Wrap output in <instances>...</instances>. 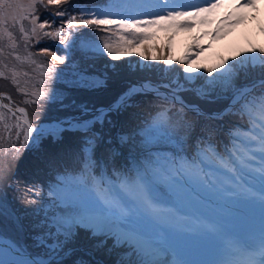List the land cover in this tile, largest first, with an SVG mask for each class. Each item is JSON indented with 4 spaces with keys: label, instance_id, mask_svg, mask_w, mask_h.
I'll return each instance as SVG.
<instances>
[{
    "label": "snow or ice",
    "instance_id": "snow-or-ice-1",
    "mask_svg": "<svg viewBox=\"0 0 264 264\" xmlns=\"http://www.w3.org/2000/svg\"><path fill=\"white\" fill-rule=\"evenodd\" d=\"M37 5L46 11L48 6H54L56 10L51 15L61 18L59 26L53 27L56 19L40 21ZM255 7L256 0L243 3L241 0H102L93 5L73 4L72 0H29L27 5L19 0H0V57L5 35L13 48L16 45L13 33L6 27L8 21L12 22V27L19 26L25 44L29 37L23 21H28L37 43L50 37L68 50L76 39L86 35L84 29L90 30L89 35L93 37L105 32L110 35L95 41V53H106L117 61L131 55L129 49L140 45L144 51L137 54L144 61H160L168 66L181 64L183 73L196 74L184 76L185 83L175 78L166 83L149 80L129 85L114 105L117 110L131 107L132 97L148 92L168 103L145 118L131 134L119 135L121 145H131L135 154L131 156V167L117 169L113 166L111 172L101 167L102 162L107 161L96 157L101 138L93 129L98 123L103 125L113 107L97 110L87 119H57L50 121L48 127L37 125L34 128L24 107L13 111L11 101L0 104V109L12 114L8 119L16 120L14 128L19 147L13 144V159L25 146L36 147L47 138L59 141L66 131L82 133L78 146L69 153L75 166L66 170L63 179L57 180L55 189H49L54 207H62L45 210L42 188L33 185L25 190L24 202L36 206L37 216L44 211L43 218L38 219L33 228L34 243L42 252L24 256L15 241L5 242L0 228V264H67L75 250L72 245L79 229L89 231L94 238L112 239L113 248L126 249L127 258L117 264H264V46L250 45L236 56L222 58L208 66L188 63V56L175 61L165 55L149 56V48L143 45L151 39L147 30L152 27L182 29L196 23L211 24L210 14L221 8L233 9L226 13L221 24H238L244 19L239 10ZM46 28L53 30L44 31ZM221 31L218 26L213 35ZM111 35L119 36V40L111 42ZM70 38L72 43H69ZM38 54L50 56L53 61L47 69V80L52 81L54 72L59 77L64 69H57L56 65L65 63V55H57L48 48L40 49ZM31 55L29 53V57ZM15 59L20 60V56ZM201 68L207 77L199 71ZM74 75L78 78L72 81L73 86L87 88L94 83L79 71ZM4 76L0 71V77ZM197 81L201 83L197 85ZM12 82L16 83L15 73ZM40 84L43 86L44 81ZM17 90L20 91L19 87ZM184 91H192L201 100L213 97L214 100L227 99L228 103L221 110L205 111L199 104L186 103L180 95ZM31 95L34 99L26 103L55 102L56 96L54 90L34 91ZM3 97L0 93V98ZM226 116L237 117V122L227 128L216 123L224 121ZM198 124L200 134L189 146ZM0 125L3 126L2 141L3 132L11 133L13 128L6 123L4 111H0ZM162 149L167 150L168 155H161ZM5 171L6 168L0 166V183ZM190 174L198 176L206 186L211 181L218 192L206 214L188 216L167 202L176 199L177 186ZM74 190L94 193L101 207L89 209L78 196L70 195ZM29 194L39 199H30ZM237 204L251 205L258 209V216L233 225L222 210L226 205ZM5 212L4 199L0 197V217H4ZM16 223H21L19 218ZM193 240L206 246L189 247ZM102 243L105 242H98V247ZM72 264H89V261L81 259Z\"/></svg>",
    "mask_w": 264,
    "mask_h": 264
},
{
    "label": "trees",
    "instance_id": "trees-1",
    "mask_svg": "<svg viewBox=\"0 0 264 264\" xmlns=\"http://www.w3.org/2000/svg\"><path fill=\"white\" fill-rule=\"evenodd\" d=\"M72 3L93 5L102 3V0H72ZM37 8L40 21L48 19L49 22H51V20L56 19V25L54 26L59 25L61 18H56L51 15V13L56 10L54 6H48L47 11L40 5H37ZM73 14L78 15V13ZM52 29L53 28H46L44 29V31H51ZM84 32L86 33L85 36L76 39L75 45H73L75 49L73 48V46L71 48V50L73 51L71 55H73V57L75 58H83L82 56L84 55L82 54L91 51L92 48H95V41L99 40L101 37H109L110 35L109 33L98 32L93 37L89 35L90 30L84 29ZM117 37L119 36L111 35V42H117ZM241 37L242 36H240L239 38ZM95 38L97 40H95ZM244 39L245 38H241L240 40ZM71 40L72 39L70 38L69 41L72 42ZM87 45H90L91 47H88ZM143 45L145 47L150 46V44L147 43H143ZM163 45L164 43L161 42L160 48ZM203 45L204 43L198 40L197 46L199 49V53L196 61H205V65L211 66L224 58V48L217 49L208 57L203 58ZM39 46H42V48L48 47L49 50H53L56 53L60 54L59 52H57V50L54 49V43L48 42L45 44L43 43ZM36 47L38 48V45H36ZM162 48L169 49L170 47L164 45ZM149 54L155 55L156 53L150 51L149 49ZM64 55L67 56L66 50H64ZM104 55L105 54H103V56ZM133 55L135 57L130 56V60L132 62H135V58H139L140 55H138L137 53ZM178 55L179 51L176 49L173 51L170 57L175 61L177 60ZM182 68L183 65L180 64V67L178 66V70L179 72L183 73ZM90 69L95 70L94 68ZM93 70H88L87 74L94 75L95 71ZM173 70L174 69L170 70V73L172 75L175 72ZM98 71H100V69ZM108 72L109 71H105V73ZM115 72L118 73L116 77H112V75L108 73L106 75V78L103 77L99 79V82L98 80L94 81V83L90 87L85 88L80 86H72L68 88V95L73 98H68L66 102L65 98H60L56 101L57 106H55V108L47 109L46 111L40 113H36L39 110L38 107H32L31 109H29V106L21 102L19 96L11 94L5 89L0 88V91L5 92V94L7 93L8 96H10L12 100L10 105L13 108L21 106V104L26 105L25 109L27 111L29 121L39 124L62 118L63 115L61 114L65 115L67 110L73 108L77 103L82 104L83 107L91 111H94L93 109L97 108L98 106H111L115 102V100H117L128 89L130 85L129 83H125L124 79L130 80V82L150 80L154 83H160L162 81L161 78H163L161 71L153 72L150 70H145L141 72H134L133 70L132 72H124L117 70ZM96 75L100 76V72H96ZM51 82L54 83L52 91H57L59 89V86L56 83V79H52ZM241 82L242 81H240V83ZM100 84H102V86L107 85L114 88L116 87V91H114L113 93H110L107 90H104L103 92L96 91V88L101 87ZM182 95L185 97L187 102H193V100L187 97L185 93H182ZM3 100L5 101V104L10 103L7 102L5 98H3ZM167 103V101L158 99L153 93L150 92L147 94H138L132 97L131 107H121L116 112L109 113L105 118L102 126L99 123L96 124L93 131L97 132L101 138L98 141L96 157L103 158L107 161L106 164L102 162L101 167L107 168L109 172H111L113 166H115L117 169L131 167L130 155H134L135 150L131 148V145H121L118 139L119 135L122 133L131 134L132 130L137 125L142 124L145 118L150 117V115H154L159 107L167 106ZM198 103L204 109L218 110L221 108L223 101L220 99L211 107H207L206 100L200 99L198 100ZM81 110H79V112ZM0 111L5 112L6 123L13 126L11 133L3 132V140L0 141V166L4 167L6 158L13 159V144H15L16 147H19V143H17V137L15 136L16 129L14 128V125L16 123V120L14 118L8 119V117H11L12 114L9 113L7 109H0ZM95 113L96 111L93 114L95 115ZM89 115L90 114L88 113L83 117L87 118V116ZM237 119L238 118L235 116H226L224 121L216 123L222 124L225 128H227L231 124L236 123ZM2 129L3 126L0 125V131H2ZM22 130L23 129H21V131ZM199 134L200 125L198 124L196 130L192 133V137L188 142L189 146L195 143V140L199 136ZM81 139L82 133L77 131H66L65 133H63V138L59 141H53L51 138H47L42 140L36 147L25 146L19 153L16 154V158L13 159L11 163V169L5 172V178L3 182L0 183V197H3L4 199V207L6 209L5 216L7 218L8 216H11V222L16 225L14 228H17L22 243H24L34 255L42 252V249L37 248L34 243L35 236L33 228L35 222L38 219L43 218L44 211H40V215L37 216L36 211L34 210L36 206H29L24 202L25 190L27 187H31L33 185L41 187L43 190L42 195L45 210H58V207H62V205L54 207L53 198L49 196V189H55L57 180L63 179L64 175L66 174V170L75 166L69 153L78 146ZM220 139H223V137H220ZM109 140H111V143H108ZM160 154L168 155V152L167 150L162 149L160 151ZM67 174L71 175L70 172H68ZM79 191L78 193L86 195L88 197H90V194H94L85 190ZM93 197L98 200L96 196ZM28 198L39 199V197L35 196L34 194H29ZM17 218H19V221L21 223H16ZM100 241H104L105 243L100 244V246L98 247V242ZM72 247L78 248H75L73 255L68 258L67 264H72L73 261H78L81 259L89 261V264H97L98 261H96L95 258H99L104 264H117V261H119L120 259L127 258L126 249L113 248L112 239L106 237L94 238L91 236V233L85 229H79V234L75 238ZM88 251L90 253H88Z\"/></svg>",
    "mask_w": 264,
    "mask_h": 264
},
{
    "label": "rangeland",
    "instance_id": "rangeland-1",
    "mask_svg": "<svg viewBox=\"0 0 264 264\" xmlns=\"http://www.w3.org/2000/svg\"><path fill=\"white\" fill-rule=\"evenodd\" d=\"M19 2L21 4L27 5L29 0H19ZM241 2L243 3L244 0H241ZM261 5L264 6V0H258L255 8L239 10V14H242L244 16V19L241 20V22L238 24H233V23L221 24L220 21L223 19L226 13L233 11V9L231 8H221L216 10L214 13L210 14V19H212L213 21L211 24L201 25L200 23H196L194 26L190 28H182V29H159L156 27H152L147 30L151 34V39L144 41L143 43L150 44V46L148 47L150 51H153L154 53L159 55H165L169 57L172 55L173 51L177 49L179 51V55L177 59L183 58L184 56H188L189 57L188 61H191L196 56L197 50L196 48H194V50L191 51L189 46L190 43L195 41V38L198 37V39L204 43L203 58L208 57L209 55L214 53L217 49H222V48H224V58H227V56L228 58H231L236 56L237 52L249 47L250 45H255L256 47L264 46V9H260ZM233 19H235V17H233ZM23 24L25 26L26 31H28L29 39L27 44H25V41L21 38L18 25L16 27H12L11 21H8L6 25L8 30L13 33V36L16 40V45L13 48L11 42L9 41V39H7L8 38L7 35L4 36L2 43L3 56L0 57V71H3L5 76L0 77V88L5 89L11 94H15L16 96H19L21 102L29 106L28 107L29 109H31L32 107H38L39 110L36 113L46 111L47 109L55 108V106H57L56 101L60 98H65V102L68 98H73L68 95L67 89L72 87L73 86L72 81L78 78L74 75V73L77 71L86 75L90 80L92 81L98 80V82L100 81L99 79L103 77L106 78L107 77L106 75L108 73H110L112 77H116L118 73L115 71L117 70L124 72H132L133 70L134 72H138V71L141 72L145 70H150L153 72L161 71L163 75V78H161L162 80L161 82L163 83H166L169 79H175V78H179L181 83H185V81L183 80L184 76L196 75V74H185L179 72L178 66L180 67V64L177 65L174 63L173 65L168 66V65H164L163 62L160 61H152V60L144 61L142 59V56H139V58H135L136 61L132 62L130 58L135 57L133 54L144 51V48L141 47L140 45H136L133 47V49H129L130 52L132 51L131 55L117 61H113L110 57L107 56L106 53L104 56L103 55L100 56L98 53L94 52L95 48H92L91 51L82 54L84 55L82 56L83 58L73 57V55H71L73 51L71 49H68L66 50L67 56H65V63L63 65L57 63L56 65L57 69H64V71L59 74V77H57V74L55 72L51 74L52 79L55 78L56 83L59 86V89L55 91L56 94L55 102L36 101V103L34 104L26 103V101H31L34 99V97H32L31 95L32 92L34 91L39 92L42 90L43 91L48 90L49 92H51L53 89L54 83L49 82L47 80V76L49 75L47 69L51 66L53 61L50 56H44L38 54L40 52V49H42V46L39 45L48 42L54 43V49L60 53V54L57 53V55H64L65 47L64 45H59L58 40H52L50 37L43 38L41 40L42 43L41 42L37 43L36 42L37 38L32 36L31 34L30 23L28 21H23ZM218 26L221 27L222 31L220 33H216L215 35H213V33H215V30ZM65 30H67L66 25H65ZM244 30L247 31L244 33V35L241 38H246V39L239 40L234 45H232L231 43L235 42L238 39H241L238 36H235L234 40L230 42H226L223 45H219V46L216 45L222 43L228 37H231L237 32L242 33ZM205 33H207V35H205ZM95 40L97 39L95 38ZM117 40H119V37H117ZM161 42H163L164 45H167L170 48L163 49L162 47L164 45L160 48ZM196 42L197 41H195V44ZM179 43L182 45H179ZM36 45H38V48L36 47ZM73 45H75V43ZM87 46L91 47L90 45ZM73 48L75 49L74 46ZM157 50H159V52ZM191 52L193 54H191ZM29 53H32L30 57H29ZM17 55L20 56V60L15 59ZM149 56L151 55L149 54ZM26 57L29 58L25 59ZM237 59H239V57H237ZM232 62L233 61L229 60V63ZM195 64L205 65L206 63L205 61H200V62L195 61ZM90 68H94L95 70ZM99 69L100 71H98ZM172 69H174L175 71L173 75L170 73V70ZM88 70L95 71L94 75H88L87 74ZM105 71H109V72L105 73ZM199 71L203 73L204 77H207V73L203 71V68H201ZM96 72H100V76L96 75ZM13 73H15L16 83L12 82ZM213 75H215V73H213ZM41 80L44 81L43 86H41L40 84ZM145 81L148 80H142L139 82H130V80L124 79V82L127 84L129 83L130 85L143 83ZM196 83L197 85H199L201 81H197ZM237 83H240V81H238ZM100 86L101 87L96 88L97 89L96 91L103 92L104 90H107L110 93L116 91L115 89L116 87L114 88L112 86H107V85L102 86V84H100ZM18 87L20 91L17 90ZM161 91H165V90L161 89ZM0 93L4 94L3 98H5L7 102L12 101L7 93L5 94V92H1V91ZM25 93H27V95H25ZM182 93H185L187 97L193 100V102H188V103L199 104L198 100L200 99L196 97L192 91H184L180 93L183 99L187 101L185 97L182 95ZM120 97L117 100H115V102L111 106H109V107H113V110L110 113H114L117 111L114 105L117 103ZM3 98H0V104H5ZM203 100H206L207 107L213 106L218 101V100H214L213 97H209ZM26 105L21 104V106L18 107L26 108ZM82 107H83L82 104L77 103L73 108L68 109L65 115L61 114L63 116L60 119L62 120H73L74 118L80 119V118H84L83 116L88 113L90 115L87 116V118H90L91 116L94 115L93 113L95 111L106 110L109 108L106 106H98L97 108L93 109L94 112H92L88 109L87 111H85V107L83 108ZM79 110L81 111L79 112ZM16 115L19 116L20 114L16 113ZM37 125L48 127L49 122H43L39 124L33 123L34 128ZM131 156L132 155H130V158ZM12 161L13 159L6 158L5 166H4L6 168V171H9L11 169ZM131 166H132V160H131ZM186 180L187 183L191 186V188L189 185H187V183H183V179H181L179 185L177 186L179 195L176 197V199L169 200L167 202L177 207L178 211L188 216H193L196 214H206L207 211L209 210V204L214 203L218 195L215 186L211 184V181L208 182L209 186H206L204 181H202L196 175H191V174L187 175ZM192 188L194 190H192ZM78 191L74 190L72 193H70V195L78 196L91 210H97L101 207L100 202L93 197L96 196L95 194L93 195L90 194V197H88L86 195H82L78 193ZM222 214L225 216L226 219H230L233 225H239V224H243L244 221L248 220L251 217L258 216V209L252 207L251 205H246V204H237L230 206L226 205L222 210ZM12 224L13 223L11 222V216H8V218L5 215L4 217H0V228H2L5 234L6 241L8 242L15 241L18 244L22 253L25 254L30 253L34 255L27 248V246L24 243H22L17 228H14ZM188 246L192 248H197V247L204 248L206 245L203 242L193 240L189 242Z\"/></svg>",
    "mask_w": 264,
    "mask_h": 264
},
{
    "label": "clouds",
    "instance_id": "clouds-1",
    "mask_svg": "<svg viewBox=\"0 0 264 264\" xmlns=\"http://www.w3.org/2000/svg\"><path fill=\"white\" fill-rule=\"evenodd\" d=\"M257 2H258V0H256V3H257ZM244 33H245V31H243L242 33L237 32V33H235L234 35H232L231 37H228L225 41H223V43L230 42V41L234 40V37H235V36H238V37L243 36ZM245 39H246V38H245ZM198 40H199L198 37H196V38H195V41H197L196 44H195V41H193V42L190 43L189 48H190L191 51H193L194 48H196L195 45L198 44ZM239 40H240V39L236 40V41L233 42V43H236V42L239 41ZM233 43H231V44H233ZM179 45H182V44L179 43ZM233 45H234V44H233ZM228 46H229V45H228ZM184 48H185V46H184ZM191 54H192V52H191ZM196 60H197V56L194 57L193 60L188 61V63H189V62H195ZM222 101H223V103H222L221 108H224V107L227 105L228 100H227V99H222ZM185 102L188 103L187 101H185ZM189 104H192V103H189ZM178 106H179V105H178ZM200 107H201V106H200ZM201 108H202V107H201ZM202 109L205 110V111H209V112H211V111H216V110H206V109H204V108H202ZM218 110H220V109H218ZM228 117H230V116H228ZM187 185H189V184H187ZM189 186H190V185H189ZM189 186H188V187H189ZM190 188H191V186H190ZM192 190H194V189L192 188Z\"/></svg>",
    "mask_w": 264,
    "mask_h": 264
},
{
    "label": "bare ground",
    "instance_id": "bare-ground-1",
    "mask_svg": "<svg viewBox=\"0 0 264 264\" xmlns=\"http://www.w3.org/2000/svg\"><path fill=\"white\" fill-rule=\"evenodd\" d=\"M260 9H264V6L261 5ZM7 39H8V38H7ZM90 111H91V110H90ZM92 112H94V111H92ZM5 242L7 243L8 241L5 240ZM0 251H2V250H0ZM21 252H22V251H21ZM23 254H24V256H27V255H28V254H25V253H23Z\"/></svg>",
    "mask_w": 264,
    "mask_h": 264
},
{
    "label": "water",
    "instance_id": "water-1",
    "mask_svg": "<svg viewBox=\"0 0 264 264\" xmlns=\"http://www.w3.org/2000/svg\"><path fill=\"white\" fill-rule=\"evenodd\" d=\"M88 253H89V251H88ZM27 254V253H26Z\"/></svg>",
    "mask_w": 264,
    "mask_h": 264
}]
</instances>
